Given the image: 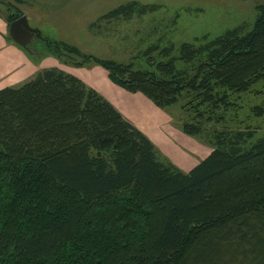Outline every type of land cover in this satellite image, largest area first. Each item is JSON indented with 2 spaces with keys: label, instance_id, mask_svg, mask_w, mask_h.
<instances>
[{
  "label": "trees",
  "instance_id": "1",
  "mask_svg": "<svg viewBox=\"0 0 264 264\" xmlns=\"http://www.w3.org/2000/svg\"><path fill=\"white\" fill-rule=\"evenodd\" d=\"M10 1L0 0L8 26L27 0ZM153 10L133 3L106 19ZM256 13L251 27L149 57L153 70L45 37L48 50L26 54L93 61L160 109L184 99L183 132L212 152L186 173L161 161L113 105L58 69L0 90V264H264V136L246 148L253 131L207 132L235 106L231 94L264 81V2Z\"/></svg>",
  "mask_w": 264,
  "mask_h": 264
},
{
  "label": "rangeland",
  "instance_id": "2",
  "mask_svg": "<svg viewBox=\"0 0 264 264\" xmlns=\"http://www.w3.org/2000/svg\"><path fill=\"white\" fill-rule=\"evenodd\" d=\"M263 2L27 0L15 10L24 14L31 27L39 28L45 38L73 47L81 56L131 64L139 70H153L149 57L155 62L167 61L178 56L183 43L200 44L204 38L212 40L239 26L251 27L257 15L256 6ZM133 3L154 6L155 10L143 15L136 13L130 19L124 16L106 19L111 12ZM0 12L7 15L4 4H0ZM4 34L7 39L6 29ZM172 46L173 53L161 57L160 52ZM155 47L159 49L151 51L149 56L145 55ZM41 48L48 50L44 44ZM19 56L20 53L13 49L9 59H4L6 68L0 70V90L18 88L40 72L58 69L77 77L113 105L150 139L161 161L170 162L186 173L212 152L211 147L200 141L201 137H191L183 132L182 125L188 119V114L182 109L186 103L184 99L174 106L160 109L142 94H132L117 86L108 72L93 61L82 67L74 65L77 61L82 62L80 56L66 54L60 56L61 60L58 56H50L37 63L30 59L22 61ZM178 65L182 67L180 62ZM231 99L235 106L226 113L223 121L208 124L207 132L253 131V139L246 144L248 148L264 136V115L259 116L256 111V108L264 111V81L254 85L247 93L231 94Z\"/></svg>",
  "mask_w": 264,
  "mask_h": 264
},
{
  "label": "water",
  "instance_id": "3",
  "mask_svg": "<svg viewBox=\"0 0 264 264\" xmlns=\"http://www.w3.org/2000/svg\"><path fill=\"white\" fill-rule=\"evenodd\" d=\"M8 36L10 41L26 54L30 53L28 45L33 41L34 37L37 40H45L41 30L39 28H32L26 16H22L10 23Z\"/></svg>",
  "mask_w": 264,
  "mask_h": 264
},
{
  "label": "crops",
  "instance_id": "4",
  "mask_svg": "<svg viewBox=\"0 0 264 264\" xmlns=\"http://www.w3.org/2000/svg\"><path fill=\"white\" fill-rule=\"evenodd\" d=\"M5 29L7 30V35H8L9 26H7L6 22L2 18H0V70H4L6 68L4 59H9V57L11 56V53H13V49H15V51H18V53H20L19 58L22 57L21 58L22 61L23 60L28 61L29 59L28 57L24 55L22 50H20L15 45L9 43L7 39H5L6 38L4 34Z\"/></svg>",
  "mask_w": 264,
  "mask_h": 264
},
{
  "label": "flooded vegetation",
  "instance_id": "5",
  "mask_svg": "<svg viewBox=\"0 0 264 264\" xmlns=\"http://www.w3.org/2000/svg\"><path fill=\"white\" fill-rule=\"evenodd\" d=\"M44 37V36H43ZM46 40V39H45ZM37 40L35 37L33 38V41L28 45V48L30 50V53L28 54V56L30 55L31 57H37L40 54H42L43 52V48H41V44H48V41L46 40ZM47 42V43H46ZM23 52V51H22ZM24 53V52H23ZM26 55V53H24Z\"/></svg>",
  "mask_w": 264,
  "mask_h": 264
}]
</instances>
